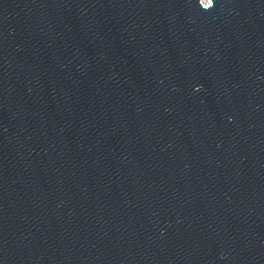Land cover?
<instances>
[{
    "label": "water",
    "instance_id": "95a60500",
    "mask_svg": "<svg viewBox=\"0 0 264 264\" xmlns=\"http://www.w3.org/2000/svg\"><path fill=\"white\" fill-rule=\"evenodd\" d=\"M0 264H264V0H0Z\"/></svg>",
    "mask_w": 264,
    "mask_h": 264
},
{
    "label": "clouds",
    "instance_id": "9594fccd",
    "mask_svg": "<svg viewBox=\"0 0 264 264\" xmlns=\"http://www.w3.org/2000/svg\"><path fill=\"white\" fill-rule=\"evenodd\" d=\"M214 3V2H213ZM212 6H213V4H212Z\"/></svg>",
    "mask_w": 264,
    "mask_h": 264
}]
</instances>
